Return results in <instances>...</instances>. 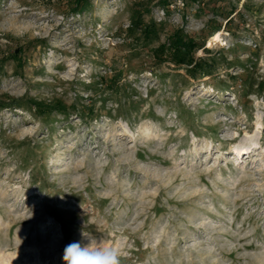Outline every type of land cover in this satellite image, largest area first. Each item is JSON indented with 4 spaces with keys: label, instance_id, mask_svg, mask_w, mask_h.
<instances>
[{
    "label": "rangeland",
    "instance_id": "obj_1",
    "mask_svg": "<svg viewBox=\"0 0 264 264\" xmlns=\"http://www.w3.org/2000/svg\"><path fill=\"white\" fill-rule=\"evenodd\" d=\"M74 1L0 0V264H264V0Z\"/></svg>",
    "mask_w": 264,
    "mask_h": 264
},
{
    "label": "clouds",
    "instance_id": "obj_2",
    "mask_svg": "<svg viewBox=\"0 0 264 264\" xmlns=\"http://www.w3.org/2000/svg\"><path fill=\"white\" fill-rule=\"evenodd\" d=\"M83 235L87 243L76 241L64 248V264H119L115 248L95 246L85 234Z\"/></svg>",
    "mask_w": 264,
    "mask_h": 264
},
{
    "label": "trees",
    "instance_id": "obj_3",
    "mask_svg": "<svg viewBox=\"0 0 264 264\" xmlns=\"http://www.w3.org/2000/svg\"><path fill=\"white\" fill-rule=\"evenodd\" d=\"M89 1L90 0H75L74 11L79 12L83 10L89 4ZM184 1L189 3L197 2V0ZM203 47L204 43H198V41H195L193 37H187V39H184L183 37H176L172 43V47L169 49V60L173 64H182L184 63V59L181 58V55H189L193 51L202 49Z\"/></svg>",
    "mask_w": 264,
    "mask_h": 264
},
{
    "label": "bare ground",
    "instance_id": "obj_4",
    "mask_svg": "<svg viewBox=\"0 0 264 264\" xmlns=\"http://www.w3.org/2000/svg\"><path fill=\"white\" fill-rule=\"evenodd\" d=\"M242 154H244V151H242V149L241 150H237V155L238 156H241ZM242 158V157H241Z\"/></svg>",
    "mask_w": 264,
    "mask_h": 264
}]
</instances>
